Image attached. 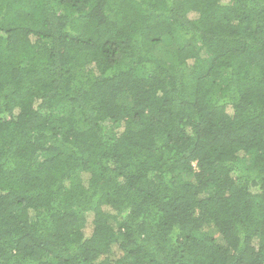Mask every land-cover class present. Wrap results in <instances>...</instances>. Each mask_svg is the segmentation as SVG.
I'll list each match as a JSON object with an SVG mask.
<instances>
[{
	"label": "trees",
	"instance_id": "16d2710c",
	"mask_svg": "<svg viewBox=\"0 0 264 264\" xmlns=\"http://www.w3.org/2000/svg\"><path fill=\"white\" fill-rule=\"evenodd\" d=\"M0 264H264V0H0Z\"/></svg>",
	"mask_w": 264,
	"mask_h": 264
},
{
	"label": "rangeland",
	"instance_id": "374dc122",
	"mask_svg": "<svg viewBox=\"0 0 264 264\" xmlns=\"http://www.w3.org/2000/svg\"><path fill=\"white\" fill-rule=\"evenodd\" d=\"M88 233H90V228L85 229V234L87 235Z\"/></svg>",
	"mask_w": 264,
	"mask_h": 264
}]
</instances>
